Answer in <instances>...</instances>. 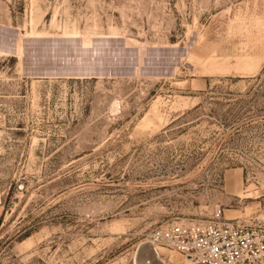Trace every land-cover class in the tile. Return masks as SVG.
<instances>
[{
  "label": "rangeland",
  "instance_id": "1",
  "mask_svg": "<svg viewBox=\"0 0 264 264\" xmlns=\"http://www.w3.org/2000/svg\"><path fill=\"white\" fill-rule=\"evenodd\" d=\"M0 264H192L165 224L264 223V0H0Z\"/></svg>",
  "mask_w": 264,
  "mask_h": 264
},
{
  "label": "built area",
  "instance_id": "2",
  "mask_svg": "<svg viewBox=\"0 0 264 264\" xmlns=\"http://www.w3.org/2000/svg\"><path fill=\"white\" fill-rule=\"evenodd\" d=\"M147 241L192 264H264V223L257 217L228 219L219 210L206 221L184 219L155 228Z\"/></svg>",
  "mask_w": 264,
  "mask_h": 264
},
{
  "label": "crops",
  "instance_id": "3",
  "mask_svg": "<svg viewBox=\"0 0 264 264\" xmlns=\"http://www.w3.org/2000/svg\"><path fill=\"white\" fill-rule=\"evenodd\" d=\"M2 216H3V207L0 205V221L2 219Z\"/></svg>",
  "mask_w": 264,
  "mask_h": 264
}]
</instances>
